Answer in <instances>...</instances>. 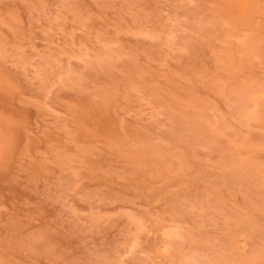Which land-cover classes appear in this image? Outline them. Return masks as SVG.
<instances>
[{
    "label": "rangeland",
    "instance_id": "obj_1",
    "mask_svg": "<svg viewBox=\"0 0 264 264\" xmlns=\"http://www.w3.org/2000/svg\"><path fill=\"white\" fill-rule=\"evenodd\" d=\"M0 264H264V0H0Z\"/></svg>",
    "mask_w": 264,
    "mask_h": 264
}]
</instances>
